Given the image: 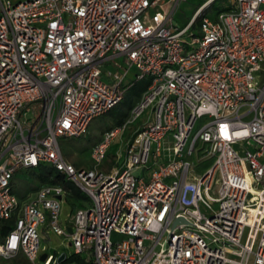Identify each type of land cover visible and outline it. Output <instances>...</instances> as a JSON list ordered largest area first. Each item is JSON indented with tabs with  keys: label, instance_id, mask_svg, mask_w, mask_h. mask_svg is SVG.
I'll return each instance as SVG.
<instances>
[{
	"label": "built area",
	"instance_id": "obj_1",
	"mask_svg": "<svg viewBox=\"0 0 264 264\" xmlns=\"http://www.w3.org/2000/svg\"><path fill=\"white\" fill-rule=\"evenodd\" d=\"M186 1L0 0V219L14 218L1 258L61 264L62 253L41 260V226L88 264H264V0L214 18L204 0L179 28ZM142 79L124 122L91 147L95 166L68 162L59 140L83 136ZM145 110L119 167L101 169ZM40 166L89 204L63 219L61 184L20 201L18 171Z\"/></svg>",
	"mask_w": 264,
	"mask_h": 264
},
{
	"label": "rangeland",
	"instance_id": "obj_2",
	"mask_svg": "<svg viewBox=\"0 0 264 264\" xmlns=\"http://www.w3.org/2000/svg\"><path fill=\"white\" fill-rule=\"evenodd\" d=\"M10 1H19V0H10ZM204 0H188L186 2L180 3L176 8V11L173 16V23L177 27L181 28L193 17L196 9L203 3ZM234 2V0H216L211 7H208L205 10V14L214 18L216 14ZM199 34V31L196 32ZM117 62L121 63L122 59H117ZM107 70H113V64L108 63L106 65ZM105 81V76L103 77ZM127 109V104L120 103L114 108L111 113L105 114L94 119L89 127L87 132L78 138H68L60 139V145L62 149V154L64 158L74 164L77 167H94L95 165L89 158V152L91 147L101 140L102 134L105 130L114 126L116 122L121 118V112ZM148 110L137 118L132 125H130L124 134L119 135L112 143L111 149L109 151V156L106 158L105 162L100 166L101 169H111L118 168L121 163L120 160L116 157V154L122 150L123 144L126 142L127 138L139 128L147 115ZM27 114L36 115L34 108H31V112ZM20 120H23L24 116H19ZM15 188V193L20 201L30 199L36 190L42 186V182L38 180L37 170H20L17 173L13 181ZM68 203V204H67ZM63 204L62 207V218H66L69 208H71L69 202ZM76 208L87 206L89 202L85 203H76ZM73 208V207H72ZM38 233L40 236L39 243V256L43 254H52L57 252V254L66 253L72 254L73 247L69 245L70 237L56 235L52 230H49L48 233H44L42 227L38 228ZM81 258L87 259L89 255L82 254ZM0 264H26V260L22 257H13L10 259H5L0 257Z\"/></svg>",
	"mask_w": 264,
	"mask_h": 264
},
{
	"label": "trees",
	"instance_id": "obj_3",
	"mask_svg": "<svg viewBox=\"0 0 264 264\" xmlns=\"http://www.w3.org/2000/svg\"><path fill=\"white\" fill-rule=\"evenodd\" d=\"M147 85H148V80L142 79V80L134 81L127 88L123 100L121 101V103L127 104V109L120 113L121 118L112 127L120 126L124 122V119L127 117L133 103L136 100H138V98H140L141 94L144 92ZM113 110L114 109H112L108 113H111ZM34 170H37L38 180L41 181L42 184H61L64 186V188H66V190L69 192L67 196V201L71 205L70 206L71 210L75 209V206L77 205L76 203L89 202L87 196L73 183L66 181L63 175L55 168L50 166H40L37 169H30V171H34ZM13 224H14V218L8 220L0 219V242L2 241L4 236L12 229ZM19 257L24 258L22 255H19ZM61 264H88V263H86L84 259L80 257V255L72 253Z\"/></svg>",
	"mask_w": 264,
	"mask_h": 264
},
{
	"label": "water",
	"instance_id": "obj_4",
	"mask_svg": "<svg viewBox=\"0 0 264 264\" xmlns=\"http://www.w3.org/2000/svg\"><path fill=\"white\" fill-rule=\"evenodd\" d=\"M181 219H178V220H176V223L177 222H179ZM68 231L69 232H71V228H68ZM55 252H53V258H55ZM65 253H62L59 257H58V259H57V262L58 263H61V262H63L64 260H65ZM46 258V255L45 254H43V255H41V260H44Z\"/></svg>",
	"mask_w": 264,
	"mask_h": 264
},
{
	"label": "crops",
	"instance_id": "obj_5",
	"mask_svg": "<svg viewBox=\"0 0 264 264\" xmlns=\"http://www.w3.org/2000/svg\"><path fill=\"white\" fill-rule=\"evenodd\" d=\"M105 170V169H104ZM111 169H107V171H110Z\"/></svg>",
	"mask_w": 264,
	"mask_h": 264
}]
</instances>
